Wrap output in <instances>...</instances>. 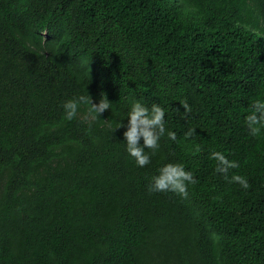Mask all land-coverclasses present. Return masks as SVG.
I'll list each match as a JSON object with an SVG mask.
<instances>
[{
    "label": "trees",
    "instance_id": "obj_1",
    "mask_svg": "<svg viewBox=\"0 0 264 264\" xmlns=\"http://www.w3.org/2000/svg\"><path fill=\"white\" fill-rule=\"evenodd\" d=\"M101 94L98 120L64 119V101ZM131 99L163 105L177 135L143 168L114 128ZM255 99L264 0H0V264H264ZM166 162L193 173L186 198L148 190Z\"/></svg>",
    "mask_w": 264,
    "mask_h": 264
},
{
    "label": "clouds",
    "instance_id": "obj_2",
    "mask_svg": "<svg viewBox=\"0 0 264 264\" xmlns=\"http://www.w3.org/2000/svg\"><path fill=\"white\" fill-rule=\"evenodd\" d=\"M179 104L183 108V112H180L179 115L185 119L190 111V106L187 101H180ZM81 106L86 108L84 118L90 125L92 121L98 120L99 115L105 110H110L112 103L103 94L97 102H93L89 95L71 98L62 104L64 119L72 120ZM165 115V107L160 103H147L140 99H131L126 111L120 114V119L114 128L123 127L125 129L122 132L124 150L136 166L143 168L150 163L151 155L155 154L160 147L162 137H167L173 142L177 140L176 132L166 127ZM125 118L126 124L122 123ZM243 120L248 133L253 136L257 135L264 128V99L253 100ZM193 134L194 129L189 128L184 136L188 137ZM146 149H150L151 153ZM196 150L199 151L198 148ZM209 158L216 162L214 171L224 174V178L229 183L238 184L243 189L249 187L245 176L237 173L228 176L229 169L239 167L237 161L230 160L224 152L219 150L210 151ZM192 183H195L193 173L186 169L182 162H166L151 177L148 190L150 192L168 191L179 195L181 198H186L189 194L188 186Z\"/></svg>",
    "mask_w": 264,
    "mask_h": 264
}]
</instances>
